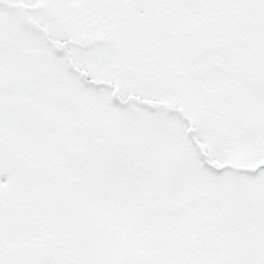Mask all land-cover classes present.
I'll return each mask as SVG.
<instances>
[{
  "label": "snow or ice",
  "instance_id": "6c2138e0",
  "mask_svg": "<svg viewBox=\"0 0 264 264\" xmlns=\"http://www.w3.org/2000/svg\"><path fill=\"white\" fill-rule=\"evenodd\" d=\"M0 264H264V0H0Z\"/></svg>",
  "mask_w": 264,
  "mask_h": 264
}]
</instances>
